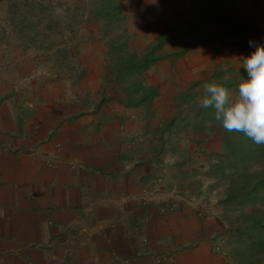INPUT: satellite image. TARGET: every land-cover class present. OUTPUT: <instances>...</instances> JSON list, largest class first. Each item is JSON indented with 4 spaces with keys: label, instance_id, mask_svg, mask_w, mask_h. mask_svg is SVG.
I'll list each match as a JSON object with an SVG mask.
<instances>
[{
    "label": "rangeland",
    "instance_id": "374dc122",
    "mask_svg": "<svg viewBox=\"0 0 264 264\" xmlns=\"http://www.w3.org/2000/svg\"><path fill=\"white\" fill-rule=\"evenodd\" d=\"M263 30L264 0H0V88L53 136L63 122L115 123L122 170H146L139 207L219 217L227 232L213 252L226 242L233 264H264V199L229 198L237 175L210 132L214 110L198 102L213 80L235 96L248 78L240 58L255 51L249 41L264 45ZM145 55L156 62L143 78L158 89L148 113L126 108L107 75L111 61Z\"/></svg>",
    "mask_w": 264,
    "mask_h": 264
},
{
    "label": "crops",
    "instance_id": "0c3cea01",
    "mask_svg": "<svg viewBox=\"0 0 264 264\" xmlns=\"http://www.w3.org/2000/svg\"><path fill=\"white\" fill-rule=\"evenodd\" d=\"M16 98L0 88V264H233L226 242L213 252L219 217L139 207L146 170H122L115 123L63 122L53 136L22 120Z\"/></svg>",
    "mask_w": 264,
    "mask_h": 264
},
{
    "label": "trees",
    "instance_id": "16d2710c",
    "mask_svg": "<svg viewBox=\"0 0 264 264\" xmlns=\"http://www.w3.org/2000/svg\"><path fill=\"white\" fill-rule=\"evenodd\" d=\"M262 32L264 34V30ZM155 62L156 58L147 55L142 59L110 62L107 75L109 79L113 77L114 84L121 92V102L126 108H143L147 113L150 111L154 99L158 96V89L146 85L143 74ZM210 123L215 126L214 131L210 132H216L221 140L220 158L224 159L237 175L235 180L230 181L229 198L254 194L255 199H264V145L253 143L242 132H227L215 119Z\"/></svg>",
    "mask_w": 264,
    "mask_h": 264
},
{
    "label": "clouds",
    "instance_id": "9594fccd",
    "mask_svg": "<svg viewBox=\"0 0 264 264\" xmlns=\"http://www.w3.org/2000/svg\"><path fill=\"white\" fill-rule=\"evenodd\" d=\"M249 44L255 51L240 58L248 78H240L235 96L213 80L202 85L205 95L198 102L214 109V119L227 132H242L253 143L264 145V45Z\"/></svg>",
    "mask_w": 264,
    "mask_h": 264
}]
</instances>
